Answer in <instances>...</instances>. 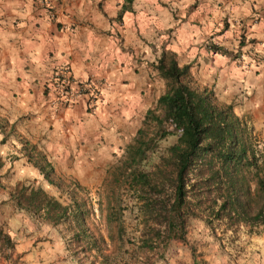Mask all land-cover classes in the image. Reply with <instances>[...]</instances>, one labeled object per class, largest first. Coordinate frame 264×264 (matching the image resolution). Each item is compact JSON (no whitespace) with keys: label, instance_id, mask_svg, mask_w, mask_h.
<instances>
[{"label":"crops","instance_id":"crops-1","mask_svg":"<svg viewBox=\"0 0 264 264\" xmlns=\"http://www.w3.org/2000/svg\"><path fill=\"white\" fill-rule=\"evenodd\" d=\"M162 51L264 132V0H0V120L11 130L0 143V231L12 243L0 264H74L56 228L9 198L17 183L60 192L18 153L19 139L87 187L92 172L80 164L119 157L161 93L153 65ZM58 65L108 83L93 112L83 99L50 109L44 82Z\"/></svg>","mask_w":264,"mask_h":264},{"label":"trees","instance_id":"trees-1","mask_svg":"<svg viewBox=\"0 0 264 264\" xmlns=\"http://www.w3.org/2000/svg\"><path fill=\"white\" fill-rule=\"evenodd\" d=\"M153 67L163 90L146 108L119 158L105 167L100 183L103 197L97 203L104 210L106 236L92 223L84 187L57 175L36 145L19 139L18 153L66 200L24 183L15 184L9 198L16 209L56 228L74 264L115 259L154 264L165 258L172 242L185 241L188 218L209 227L219 221L228 231L239 226L248 233L257 227L264 231V143L263 151L257 149L248 119L218 102L210 88L196 84L189 66H179L173 53L162 51ZM6 124L0 120V143L11 133ZM125 212L131 226L127 234ZM11 247L0 231L1 255L7 257Z\"/></svg>","mask_w":264,"mask_h":264},{"label":"rangeland","instance_id":"rangeland-1","mask_svg":"<svg viewBox=\"0 0 264 264\" xmlns=\"http://www.w3.org/2000/svg\"><path fill=\"white\" fill-rule=\"evenodd\" d=\"M160 85L162 92L163 82ZM254 131L257 135V149L263 151L264 132L256 129ZM166 142L163 141L160 146L162 147ZM118 158L111 157L108 162L100 161L97 158V161H92V169L90 170L86 163H79V170L82 173L86 171L92 172V181L87 187H83L93 207L90 216L92 223L103 236H106L107 226L104 219V210L100 211L97 203L98 197H103L100 183L105 167L114 163ZM60 163L68 164L64 161ZM54 196L63 201L66 200V197L61 192H57V190L54 192ZM100 208H103V204H101ZM122 219L124 233L127 234L131 231L129 214L125 212ZM60 227H62L63 231V226ZM253 230L254 232L248 233L245 227L239 226L234 228V230L228 231L225 230L223 223L219 221H212V227H209L199 219L188 218L185 225V241L172 242L165 254V258L154 264H264V231L260 230L259 227ZM64 241L65 239L60 238L62 245L65 244ZM58 242L56 240L57 245L60 247L61 244ZM3 257L6 258L5 256ZM15 260L16 258L10 259L11 262ZM110 264H121V261L118 259L110 260Z\"/></svg>","mask_w":264,"mask_h":264},{"label":"built area","instance_id":"built-area-1","mask_svg":"<svg viewBox=\"0 0 264 264\" xmlns=\"http://www.w3.org/2000/svg\"><path fill=\"white\" fill-rule=\"evenodd\" d=\"M236 59L243 65H247L243 53L236 55ZM107 87L108 83L92 77L84 80L74 79L67 65L55 66L44 82L47 104L53 111L69 108L83 99L85 109L93 112L99 103L100 92Z\"/></svg>","mask_w":264,"mask_h":264}]
</instances>
